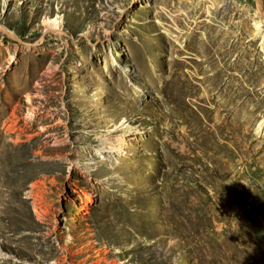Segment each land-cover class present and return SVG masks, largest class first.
I'll return each mask as SVG.
<instances>
[{"label":"rangeland","instance_id":"rangeland-1","mask_svg":"<svg viewBox=\"0 0 264 264\" xmlns=\"http://www.w3.org/2000/svg\"><path fill=\"white\" fill-rule=\"evenodd\" d=\"M5 104L0 264H264V0H0Z\"/></svg>","mask_w":264,"mask_h":264},{"label":"bare ground","instance_id":"bare-ground-1","mask_svg":"<svg viewBox=\"0 0 264 264\" xmlns=\"http://www.w3.org/2000/svg\"><path fill=\"white\" fill-rule=\"evenodd\" d=\"M56 21L53 19L50 21V23L52 24V27H55ZM54 30V29H53ZM1 111H0V118H2L4 116V114L6 113L8 106L5 104V107L3 108V106L1 107ZM11 152L10 148L7 147L5 141L2 142L1 144V149H0V156L3 160H6V154ZM6 162V161H5ZM12 164V163H11ZM18 164V163H17ZM14 166V165H13ZM15 177V176H14Z\"/></svg>","mask_w":264,"mask_h":264}]
</instances>
